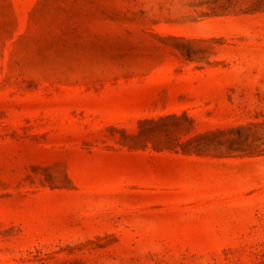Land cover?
I'll use <instances>...</instances> for the list:
<instances>
[{"label": "rangeland", "instance_id": "rangeland-1", "mask_svg": "<svg viewBox=\"0 0 264 264\" xmlns=\"http://www.w3.org/2000/svg\"><path fill=\"white\" fill-rule=\"evenodd\" d=\"M0 264H264V0H0Z\"/></svg>", "mask_w": 264, "mask_h": 264}]
</instances>
